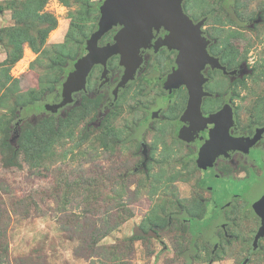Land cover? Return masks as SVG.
<instances>
[{
    "label": "rangeland",
    "instance_id": "374dc122",
    "mask_svg": "<svg viewBox=\"0 0 264 264\" xmlns=\"http://www.w3.org/2000/svg\"><path fill=\"white\" fill-rule=\"evenodd\" d=\"M104 2L0 0V264H187L184 253L192 235L181 215L203 222L215 207L211 192L201 186L204 174L196 155L167 123L146 136L152 157L148 171L133 172L142 160L140 145L126 138L140 117L137 106L145 102L136 93L125 94L99 127L94 101L84 99L58 116L44 106L24 108L66 79L65 69L84 52ZM189 4L197 13L215 10L213 0ZM237 4L244 18L257 13L264 18V0ZM31 8L54 21L44 41L40 34L52 22L33 19ZM210 24L227 59L248 61L253 71L234 86L214 74L211 87L220 93L235 90L242 125L264 121V21L253 30L234 27L217 10ZM16 27L36 37L37 50L24 42L21 58L10 63ZM99 74L95 68L91 87ZM61 119L69 121L61 127ZM37 124L40 139L30 140L24 131ZM53 124L62 128L57 134ZM226 220L228 235L221 234L216 255L211 257L199 238L190 264H244L247 257L246 264H264V240L256 244L257 221L245 203L237 200Z\"/></svg>",
    "mask_w": 264,
    "mask_h": 264
},
{
    "label": "flooded vegetation",
    "instance_id": "af4514ba",
    "mask_svg": "<svg viewBox=\"0 0 264 264\" xmlns=\"http://www.w3.org/2000/svg\"><path fill=\"white\" fill-rule=\"evenodd\" d=\"M189 2L190 0H181L182 12L189 16L194 24L203 22L200 28L202 36L207 41V53L210 57L218 60V65L213 66L211 63H207L201 70L207 80L203 84V91L206 94L202 96L200 117L183 119L189 105L190 91L185 83H180L177 86L176 83L173 85V82L170 81L179 68L178 58L181 50L175 44L166 43L170 30L162 23L152 28L150 40L146 44L137 47L136 42V56L129 66L122 62L120 53L109 57L106 62V74H104L105 66L103 64H95L87 76L85 88L73 92L71 102L51 113L58 116L64 110L70 112L74 107L81 105L84 99L94 101L98 117L94 126L99 127L125 94L136 93V96H139L138 100L145 102L137 106L136 110L140 113V117L130 130L126 141L139 143L142 156L139 164L144 159V146L148 149L150 160L147 163V169L142 168L139 171L147 172L148 164L152 160L151 149L146 140L147 134L154 131L158 123H167L171 134L188 146L194 156L196 155L195 160L194 156H190V158L196 162L197 167L204 174L201 186L211 192L215 203V207L207 219L215 216L218 220H223L222 226L215 231L216 242L214 244L219 249L221 234L226 237L228 235L226 213L237 200L245 203L250 210L251 217L257 221L254 238L264 226V121H253L242 125L238 119L235 90L229 89L220 93L211 87L214 74L222 75L234 86L253 71L248 61L233 64L231 60H228L226 50L219 49L221 47L220 38L213 35L209 27H211L212 16L216 14L217 10H220L234 27H248L253 30L263 23L264 18L261 13H257V17L244 18L238 11L237 0H213V9L215 8L213 12L203 10L199 13L191 10ZM122 28V24L114 25L102 36L99 45L113 43L114 36ZM96 29L97 26L94 31ZM82 50L84 52L80 54V57L88 52L86 42ZM77 60L71 64L69 72L75 70ZM114 60L117 61L116 65H113ZM131 64L135 66H130ZM95 68L99 69L100 74L91 87L89 77ZM63 81L57 93L51 92L41 101H52L48 104L62 102L64 98L62 94ZM225 108L231 111L232 121L228 118H224L223 122L219 119L213 121L209 119ZM17 126H20V122L17 123ZM226 127L228 135L218 133L217 128L226 130ZM214 134L222 136L215 148L219 152L211 165L201 168L197 164L199 152ZM257 134H259L258 139L251 142ZM224 182L227 183L228 189L217 188L218 184L222 183L223 185ZM183 218L190 223L194 221L193 217H189L186 213L183 214ZM262 240H264V236L260 237L256 244L259 245L258 243ZM252 242L255 244L254 241ZM247 259L248 263L250 258L247 257L245 260Z\"/></svg>",
    "mask_w": 264,
    "mask_h": 264
},
{
    "label": "water",
    "instance_id": "95a60500",
    "mask_svg": "<svg viewBox=\"0 0 264 264\" xmlns=\"http://www.w3.org/2000/svg\"><path fill=\"white\" fill-rule=\"evenodd\" d=\"M160 23L165 24L170 30L166 43L175 44L181 50L178 58L179 68L170 81L177 86L185 83L189 88L190 101L183 119L200 117L202 96L206 94L203 91V84L207 80L201 70L207 63L218 65V60L207 53V41L202 36L200 28L203 22L194 24L189 16L185 15L182 12L181 0H105L100 6L97 29L86 40L88 52L76 61L75 70L71 71L63 82V101L59 104H46L45 109L56 112L61 106L71 102L73 92L85 88L87 76L95 64H103L106 74V62L112 55L120 53L122 62L129 66L136 56V42L137 47L146 44L150 40L152 28ZM117 24H122L123 28L114 36V42L100 46L99 40L102 36ZM224 118L232 121V113L227 108L209 119L211 121L219 119L223 122ZM217 131L221 135H228L227 127L226 130L217 128ZM19 134L20 131L11 138V143H16ZM258 137L259 134L251 142H255ZM221 138L222 136L214 134L201 148L197 159L199 167L206 168L212 164L219 152L215 148ZM143 155V161L133 172H138L142 168L147 169L150 156L146 146L143 148ZM262 236L264 226L258 232L256 240ZM247 261L248 259L244 263Z\"/></svg>",
    "mask_w": 264,
    "mask_h": 264
},
{
    "label": "trees",
    "instance_id": "16d2710c",
    "mask_svg": "<svg viewBox=\"0 0 264 264\" xmlns=\"http://www.w3.org/2000/svg\"><path fill=\"white\" fill-rule=\"evenodd\" d=\"M2 7L0 6V12L2 11ZM26 12H29V9L26 10ZM30 16L33 19H38L40 21H48V22H52V24L46 28L45 30H43L40 34L39 39L41 41H44L45 38L47 37L48 32L53 28V23L54 21L52 20V18L50 17V15L46 14V13H39L38 10L31 8L30 10ZM97 26V25H96ZM95 26V27H96ZM95 29V28H94ZM14 31L12 32V37H13V42L15 45V49L14 51L11 53V57H10V63H13L15 61H17L18 59L21 58L22 56V52H23V44L24 42H28L29 46L33 49V50H37V39L36 37H33V35H31L29 33L28 30L21 28V27H16L13 29ZM83 47V46H82ZM80 57V55L77 56V58ZM75 58L74 61L77 59ZM74 61H71L70 64H72ZM68 70H70L69 68L65 69V75H68ZM62 80H59L57 82L56 85L53 86V88L51 89V92L53 93H57L58 88L60 87ZM64 82V81H63ZM48 102H52V101H31L30 103H27L26 105H24V108L28 111L31 110L33 111L34 109L38 110V107L40 106H44L48 104ZM52 111H50L51 113ZM55 117H51V119H54ZM46 118L41 119L39 121V125H41L43 122H45ZM54 121V120H53ZM69 121V119H61L60 121V125L61 127L63 125H65V123H67ZM37 125L33 126V128H29L27 130L24 131V135L29 138L30 140H34L35 136L36 138L38 137V134L36 133V129H37ZM21 125V124H20ZM60 125L55 126V124H53L52 129H54V133L57 134L62 128H60ZM12 127V125H11ZM21 132V131H20ZM40 139V138H39ZM38 139L34 140L37 141ZM42 140V137H41ZM11 142V141H10ZM23 147H26V143H22ZM181 220L180 222L182 224H184V226L187 228V230L191 233L192 235V240L189 246V249L184 253V257L187 260V264H190L192 258L194 256H196L198 248H197V241L199 238H201L204 242V244L208 247L209 251H210V255L211 257H214L216 255V252L218 251L217 246L214 244L216 242V237H215V231L218 227H221L223 224V220L220 221L217 219V217L212 216L209 220L205 219L202 223L201 221H199L198 218L193 217V222H187L184 220L183 218V214L181 215ZM190 217V216H189ZM192 217V216H191ZM170 222L169 218L167 219V224ZM133 237H136V234L133 235Z\"/></svg>",
    "mask_w": 264,
    "mask_h": 264
}]
</instances>
